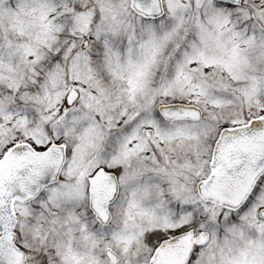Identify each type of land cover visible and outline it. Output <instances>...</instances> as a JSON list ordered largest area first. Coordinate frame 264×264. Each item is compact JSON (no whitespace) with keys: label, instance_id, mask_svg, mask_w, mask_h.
<instances>
[{"label":"snow or ice","instance_id":"1","mask_svg":"<svg viewBox=\"0 0 264 264\" xmlns=\"http://www.w3.org/2000/svg\"><path fill=\"white\" fill-rule=\"evenodd\" d=\"M0 264H264V0H0Z\"/></svg>","mask_w":264,"mask_h":264}]
</instances>
